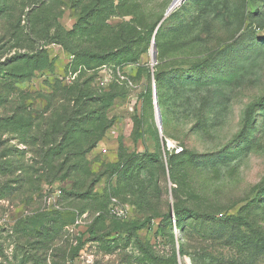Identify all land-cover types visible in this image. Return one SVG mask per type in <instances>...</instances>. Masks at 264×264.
I'll use <instances>...</instances> for the list:
<instances>
[{"label": "rangeland", "instance_id": "rangeland-1", "mask_svg": "<svg viewBox=\"0 0 264 264\" xmlns=\"http://www.w3.org/2000/svg\"><path fill=\"white\" fill-rule=\"evenodd\" d=\"M180 1L0 0V115L84 90L101 124L51 181L0 176V264H264V0Z\"/></svg>", "mask_w": 264, "mask_h": 264}, {"label": "trees", "instance_id": "trees-1", "mask_svg": "<svg viewBox=\"0 0 264 264\" xmlns=\"http://www.w3.org/2000/svg\"><path fill=\"white\" fill-rule=\"evenodd\" d=\"M184 4V3H183ZM182 4V5H183ZM181 5V6H182ZM177 10V9H176ZM157 33L155 35V44L156 50H158V42L156 37L158 36L159 28L156 30ZM29 57V59L25 60V63L21 65L22 67L18 71L16 69L15 72L10 73L13 78H26V70H29V66L31 63H36L39 66V69L42 70L41 62L45 59H40V56ZM31 70H34L32 68ZM33 71H30L28 74H31ZM156 82L158 84V77H156ZM55 90V91H54ZM54 94H57L58 88L52 90ZM10 94H4L2 98H0V105L5 109H10ZM75 98L68 99V97H63L68 100V102H61V113L56 105H54V100L50 99L52 103L50 109L52 110V115L46 119L44 114H42V121L38 114L36 117L34 114L29 113L27 108L22 105H18V108L14 112H4L0 115V148L5 145H9L10 138H5L6 134L12 135L11 138L19 141L20 143H24L28 149L34 147L33 155L35 165L34 168H28L25 170V166L21 156L25 155L27 151H22L18 148L8 146V148L4 151V153L0 154V176L9 178V182H14L15 175L19 172L21 175V181L24 180L26 184L29 181H33L34 177L39 176L41 180L46 178L48 181L54 179L53 177H58L63 172H67L70 168L63 169V164L57 165L56 160L62 158L63 152L66 149H63V142L66 144V147L73 148L74 150L78 149H86L91 147L93 140H98L97 138H92L95 133L100 128L99 123L95 122L92 117L89 115L90 105L89 101L85 102L82 100L84 95V90L78 92ZM55 97V96H54ZM66 100V101H67ZM70 106V110L66 109V106ZM65 106V107H64ZM64 108V110H63ZM78 108V110H77ZM58 109V110H57ZM50 110V111H51ZM47 113V112H46ZM100 122V121H99ZM38 126L40 129H38ZM62 137V143H60V147L57 146V141ZM62 144V146H61ZM32 151V150H31ZM29 152V151H28ZM77 155V154H75ZM69 155H66V159L64 161H69ZM4 160L6 164H2L1 161ZM39 165H42L39 167ZM45 167V168H44ZM70 172V171H69ZM25 173V177L23 178V174ZM41 174V176L39 175ZM69 174V173H68ZM37 175V176H36ZM14 190V189H13ZM12 192L7 193L4 197H10ZM196 214L201 215L196 212ZM214 219L224 220L221 218ZM234 218V217H233Z\"/></svg>", "mask_w": 264, "mask_h": 264}, {"label": "water", "instance_id": "water-1", "mask_svg": "<svg viewBox=\"0 0 264 264\" xmlns=\"http://www.w3.org/2000/svg\"><path fill=\"white\" fill-rule=\"evenodd\" d=\"M185 1L186 0H181L179 6H181ZM176 9H177V7H173V6L170 7L169 10H168V14L172 13ZM156 33H157V31L155 32V35H156ZM152 60H153V63H156V61H157V50H156V44H155V37H154V40H153V47H152ZM154 105H155L156 121H157V124H158V128H159V130H160V132L162 134L163 122H162V116H161L160 108H159V105H158V102H157V94H156L155 90H154Z\"/></svg>", "mask_w": 264, "mask_h": 264}, {"label": "built area", "instance_id": "built-area-1", "mask_svg": "<svg viewBox=\"0 0 264 264\" xmlns=\"http://www.w3.org/2000/svg\"><path fill=\"white\" fill-rule=\"evenodd\" d=\"M62 193L61 190H56L52 195H49V193L47 194V198H48V204L49 205H54L53 200H57L55 197H60V194Z\"/></svg>", "mask_w": 264, "mask_h": 264}, {"label": "bare ground", "instance_id": "bare-ground-1", "mask_svg": "<svg viewBox=\"0 0 264 264\" xmlns=\"http://www.w3.org/2000/svg\"><path fill=\"white\" fill-rule=\"evenodd\" d=\"M175 2H176V0H175ZM175 2H174V3H175ZM172 6L174 7L175 5L172 4L171 7H172Z\"/></svg>", "mask_w": 264, "mask_h": 264}]
</instances>
